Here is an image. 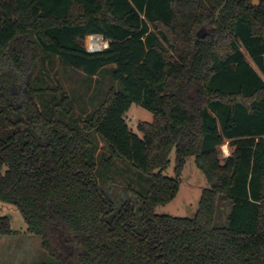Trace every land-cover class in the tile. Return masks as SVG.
Here are the masks:
<instances>
[{"label":"trees","instance_id":"obj_1","mask_svg":"<svg viewBox=\"0 0 264 264\" xmlns=\"http://www.w3.org/2000/svg\"><path fill=\"white\" fill-rule=\"evenodd\" d=\"M89 35L107 48L86 51ZM48 55L89 77L114 65L120 89L77 118L67 97L43 108ZM133 104L153 115L141 138ZM190 157L208 184L196 212L156 214ZM120 160L150 177L125 188L134 202L115 191ZM0 202L41 238L43 264H264V0H0Z\"/></svg>","mask_w":264,"mask_h":264},{"label":"rangeland","instance_id":"obj_2","mask_svg":"<svg viewBox=\"0 0 264 264\" xmlns=\"http://www.w3.org/2000/svg\"><path fill=\"white\" fill-rule=\"evenodd\" d=\"M89 36L83 40V46L89 51ZM97 36V35H95ZM105 48L106 41L102 36H98ZM41 57H45L40 51ZM45 59V58H43ZM248 61V57L246 58ZM37 71L38 78L35 81V88L46 90L40 94L42 107H47L51 103L67 97V106L72 107L73 116L76 118L91 112L101 105L106 93L109 90L120 89L119 84L112 78L114 65L102 68L94 77H89L70 67L59 57L48 55L41 63ZM24 84L17 83L13 89L21 94ZM21 104V102L19 103ZM128 128L138 137H142L138 130L140 123H151L153 115L149 111L137 105H131L125 114ZM93 142L97 144L94 151V160L100 161L101 156H106V149L102 142L94 136ZM225 146V147H224ZM227 143L219 147L220 158L229 156ZM121 161V162H120ZM115 162L116 176L120 179L115 191L121 199L134 200L135 196L125 188H130L137 194H144L150 184V177L132 167L125 160ZM170 164L162 174L166 177L175 178V151L169 157ZM118 172V174H117ZM179 191L175 198L168 204L158 206L156 214L167 215L176 218H190L198 208L201 193L208 188V184L203 173L195 166L194 158H187L185 166L178 177ZM118 181V180H117ZM121 185V186H120ZM134 202V201H133ZM0 217L10 219L12 235L0 237V264H43L47 262V257L41 249V238L30 234L18 210L11 205L0 202Z\"/></svg>","mask_w":264,"mask_h":264},{"label":"bare ground","instance_id":"obj_3","mask_svg":"<svg viewBox=\"0 0 264 264\" xmlns=\"http://www.w3.org/2000/svg\"><path fill=\"white\" fill-rule=\"evenodd\" d=\"M99 40H100L99 38H96L94 41H92V42L90 43V49H92V50L100 49V47L103 46V45L100 43ZM88 45H89V44H88ZM224 147H225V146H224Z\"/></svg>","mask_w":264,"mask_h":264},{"label":"built area","instance_id":"obj_4","mask_svg":"<svg viewBox=\"0 0 264 264\" xmlns=\"http://www.w3.org/2000/svg\"><path fill=\"white\" fill-rule=\"evenodd\" d=\"M96 38H98V36H95V35H92V36H90L89 37V39H90V43L92 42V41H94ZM90 43H89V45H88V47H89V49H90ZM107 45H108V43H107V41H106V43H105V48H107ZM104 48V49H105ZM100 49H97V50H92V49H90L88 52H98Z\"/></svg>","mask_w":264,"mask_h":264},{"label":"water","instance_id":"obj_5","mask_svg":"<svg viewBox=\"0 0 264 264\" xmlns=\"http://www.w3.org/2000/svg\"><path fill=\"white\" fill-rule=\"evenodd\" d=\"M259 3V0H252L253 5H257Z\"/></svg>","mask_w":264,"mask_h":264}]
</instances>
